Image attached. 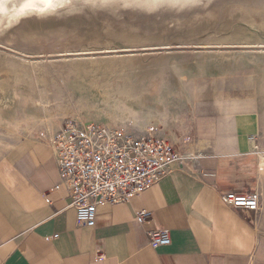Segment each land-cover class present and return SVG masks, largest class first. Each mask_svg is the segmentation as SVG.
Segmentation results:
<instances>
[{
	"label": "rangeland",
	"instance_id": "1",
	"mask_svg": "<svg viewBox=\"0 0 264 264\" xmlns=\"http://www.w3.org/2000/svg\"><path fill=\"white\" fill-rule=\"evenodd\" d=\"M21 3H0V159L69 121L181 143L227 107L258 115L264 154V0Z\"/></svg>",
	"mask_w": 264,
	"mask_h": 264
},
{
	"label": "crops",
	"instance_id": "2",
	"mask_svg": "<svg viewBox=\"0 0 264 264\" xmlns=\"http://www.w3.org/2000/svg\"><path fill=\"white\" fill-rule=\"evenodd\" d=\"M245 108L199 119L186 149L196 158L128 202L101 205L93 227L78 225L47 141L1 158L0 264H264L254 212L221 198L262 187L264 212L260 122ZM148 229L169 230L171 244L153 248Z\"/></svg>",
	"mask_w": 264,
	"mask_h": 264
},
{
	"label": "built area",
	"instance_id": "3",
	"mask_svg": "<svg viewBox=\"0 0 264 264\" xmlns=\"http://www.w3.org/2000/svg\"><path fill=\"white\" fill-rule=\"evenodd\" d=\"M187 142L189 137L177 143L156 133L76 121L66 122L48 139L61 180L69 189L77 223L90 227L95 226L101 205L128 202L158 184L175 163L196 158L184 149ZM221 198L231 207L251 212L262 207L259 190L252 194L223 192ZM149 215L140 211L136 219L144 224ZM147 233L153 248L171 244L169 230L148 229Z\"/></svg>",
	"mask_w": 264,
	"mask_h": 264
},
{
	"label": "snow or ice",
	"instance_id": "4",
	"mask_svg": "<svg viewBox=\"0 0 264 264\" xmlns=\"http://www.w3.org/2000/svg\"><path fill=\"white\" fill-rule=\"evenodd\" d=\"M53 2L54 0H22L19 11L21 15H26L31 11L38 10L37 8L33 7V5L47 4L51 6ZM0 3H3V0H0Z\"/></svg>",
	"mask_w": 264,
	"mask_h": 264
},
{
	"label": "bare ground",
	"instance_id": "5",
	"mask_svg": "<svg viewBox=\"0 0 264 264\" xmlns=\"http://www.w3.org/2000/svg\"><path fill=\"white\" fill-rule=\"evenodd\" d=\"M5 1H9V0H3V2H5ZM0 5H2V4H0ZM238 105V104H237ZM226 109H230L229 107H227ZM228 111V110H227ZM150 117V116H149ZM125 128V127H124ZM9 129H10V127H9ZM144 132H151V133H156V131L154 130V129H148V130H146V131H144ZM52 136V135H51ZM250 138L252 139L253 137H251L250 136ZM245 139V144H246V141H247V139L246 138H244ZM252 145H255V143H253ZM255 148V147H254ZM255 149H257V148H255ZM260 162H261V164H262V167H264L263 165H264V154L263 153H260Z\"/></svg>",
	"mask_w": 264,
	"mask_h": 264
}]
</instances>
